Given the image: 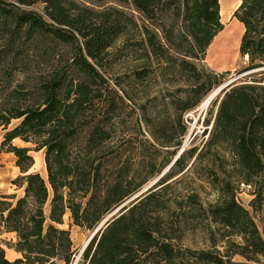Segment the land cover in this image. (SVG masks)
<instances>
[{"label": "trees", "instance_id": "16d2710c", "mask_svg": "<svg viewBox=\"0 0 264 264\" xmlns=\"http://www.w3.org/2000/svg\"><path fill=\"white\" fill-rule=\"evenodd\" d=\"M104 1V0H95ZM126 1V0H120ZM150 25L174 11L175 20L161 28V39L146 37V45L162 48V39L183 53L179 66L196 78L195 63L223 28L220 0H130ZM37 5L38 9L31 6ZM236 18L244 31L239 44L247 62L237 73L249 72L223 87L212 99L207 139L192 154H212L231 162L232 181L220 184L221 202L201 210L216 225L222 250L211 233L212 249L182 246L183 209H196L197 194L174 196L164 180L122 207L90 238L74 263L75 249L65 215L89 230L137 189L122 162L131 142L113 146L112 121L129 105L106 77L108 49L128 22L114 8L93 10L72 0H0V152L15 156L20 175L13 184L21 194L0 195V222L14 232L20 257L9 260L0 246V264H252L264 260V230L237 198L244 185L252 195L250 207L264 221V0H240ZM142 47L143 41L130 42ZM211 43V44H210ZM60 49L64 50L59 52ZM43 62L60 55V65L41 74L30 51ZM16 73L23 80L15 81ZM136 69L134 75H147ZM209 84L220 76L204 74ZM215 112V113H214ZM13 121H17L12 125ZM208 124L209 119L205 120ZM206 124V125H207ZM20 138L44 149L46 177L31 170L29 149L12 144ZM173 165L183 167V155ZM186 199V200H185ZM187 201V202H186ZM174 217V218H173ZM242 261H234V256Z\"/></svg>", "mask_w": 264, "mask_h": 264}, {"label": "rangeland", "instance_id": "374dc122", "mask_svg": "<svg viewBox=\"0 0 264 264\" xmlns=\"http://www.w3.org/2000/svg\"><path fill=\"white\" fill-rule=\"evenodd\" d=\"M72 1L93 10L114 8L130 20L124 32L107 51L110 63L106 72L108 80L129 105L126 111H119L114 117L112 136L109 141V144L113 146L131 142L130 148L124 154L126 157L122 164L129 168L128 177L132 186L137 189L122 203L139 193L146 192L162 179L165 181L164 184L169 185V190L174 193V196L180 195L187 198V195L197 194L196 209H192L191 206L183 209L184 221L179 243L191 249H212L211 233L218 240V231L213 221L202 216L199 207L202 208L201 210H207L209 205L213 206L221 202L220 184L211 177L209 170H214L222 182L232 181L234 178L227 173L231 162L227 154L220 149L219 153L224 160H228L227 162L220 161L208 153L194 160L195 154H192V149L196 148V151H199L207 139V133L204 135L203 131L206 129L208 132L214 111L210 106L212 101L209 102L210 97L220 86L239 74L237 72L247 62V57L241 56L239 52L244 28L235 14L240 2L227 0L228 4L232 2L230 5L232 8L229 11L223 10L220 3L219 15L223 28L214 36L203 59H189L195 63L201 74L199 78H196L180 68L178 63L183 53L178 51V48L168 45L163 39L162 48L153 49L146 45L148 35L155 34L156 39H161V28L170 26L175 20L172 9L161 14L162 21L157 26V24L147 23L145 18L134 9L130 0ZM31 8L38 9V6L34 5ZM234 25L238 39L231 43L227 40V33ZM133 41H143L145 45L134 46L130 43ZM226 48L231 52L230 59L225 60L214 56L221 49ZM36 52L32 50L29 54L32 56L31 64L33 63V67L39 73H48L60 65L62 59L59 53L43 62L42 56H38ZM59 52L64 53V50L60 49ZM136 69H145L148 73L144 77L136 78L134 75ZM206 73L219 75L221 83L209 84L203 77ZM247 73L249 72H245ZM16 74L15 81L23 80V74ZM207 119L210 121L208 124L205 122ZM16 122L13 121L12 125ZM3 133L4 130L0 127V141ZM12 144L27 147L34 158L31 170L38 171L46 177L43 148H37L34 143L25 142L20 138L12 140ZM184 149L186 152L182 159L183 167L173 165ZM15 159L13 153L0 152V192L14 190L16 195L22 192L21 187L12 183L20 175L18 167L15 166ZM236 195L254 217L259 230L263 232L264 221L260 214L257 215L252 211L249 204L252 198L249 188L244 185L239 186ZM60 227L69 232L75 249L73 260L75 263L81 248L94 229L89 230L74 225L68 214L64 216ZM16 241L15 233L6 231L0 222V246L9 260L20 257ZM215 244L219 250L223 249L222 241L218 240ZM232 259L243 260L238 255ZM252 264H264V260L260 259L259 262H252Z\"/></svg>", "mask_w": 264, "mask_h": 264}, {"label": "water", "instance_id": "95a60500", "mask_svg": "<svg viewBox=\"0 0 264 264\" xmlns=\"http://www.w3.org/2000/svg\"><path fill=\"white\" fill-rule=\"evenodd\" d=\"M259 69H264V66L263 67H260ZM245 75V72L243 73H239L237 75H235L233 78H231L228 82H226L224 85L220 86L213 94L212 96L210 97L209 99V102L212 100V98L225 86H227L228 84L236 81L238 78H240L241 76ZM211 128V125L209 127V129ZM141 193L137 194L136 196L130 198L127 202L125 203H122L120 204L117 208H115L108 216H106L100 223L99 225L93 230V232L91 233V236L87 239V241L85 242V244L83 245V247L81 248L80 250V253L78 255V258L79 256L81 255L82 251L84 250L85 246L87 245L88 241L90 240V238L94 235V233L96 231H98L101 227H104L107 223H108V220L111 216H113L115 213H117L122 207H124L127 203L131 202L133 199H135L136 197H138ZM78 258L76 259V261L78 260ZM75 261V262H76Z\"/></svg>", "mask_w": 264, "mask_h": 264}, {"label": "bare ground", "instance_id": "6f19581e", "mask_svg": "<svg viewBox=\"0 0 264 264\" xmlns=\"http://www.w3.org/2000/svg\"><path fill=\"white\" fill-rule=\"evenodd\" d=\"M220 3L222 5L223 10L229 11V9L232 8V6H230V5H232V2L230 4H228L227 0H225V2L223 0H220ZM235 28H236L235 25L233 27H230L229 28L228 33H227L228 34L227 35L228 42L234 43V42L237 41L238 34H237V31H236ZM216 42H217V39H216ZM215 45H216V43H215ZM223 46H224V44H223ZM223 46H222V48H223ZM213 51L215 52V49ZM214 56L219 57L220 59L228 60L231 57V52H230V50L228 48L221 49L217 53V55L214 54Z\"/></svg>", "mask_w": 264, "mask_h": 264}, {"label": "crops", "instance_id": "0c3cea01", "mask_svg": "<svg viewBox=\"0 0 264 264\" xmlns=\"http://www.w3.org/2000/svg\"><path fill=\"white\" fill-rule=\"evenodd\" d=\"M237 1V3L238 2H240V0H236ZM236 3V4H237ZM9 191H11V192H9ZM9 191H3V192H0V195H3V194H10V193H16L14 190L12 191V190H9Z\"/></svg>", "mask_w": 264, "mask_h": 264}]
</instances>
